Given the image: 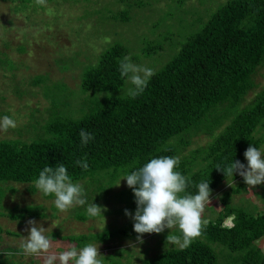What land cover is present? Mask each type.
Returning a JSON list of instances; mask_svg holds the SVG:
<instances>
[{
    "label": "trees",
    "instance_id": "obj_1",
    "mask_svg": "<svg viewBox=\"0 0 264 264\" xmlns=\"http://www.w3.org/2000/svg\"><path fill=\"white\" fill-rule=\"evenodd\" d=\"M177 1L181 4L185 0ZM136 4L143 5L138 0ZM112 13L114 20L127 21L130 17L129 8ZM186 20L188 32L182 39H174L173 31L160 32L154 39L142 38L145 55L163 51L165 41L174 53L160 69L153 71L144 92L136 98L129 91L121 93L128 78H121L119 66L130 51L118 41L100 55L97 64L84 69L83 89L93 94L89 96L88 112L75 118L59 117L51 124L50 135L43 139L29 143L0 140V183L35 184L40 171L61 163L72 181L96 179L97 175H108L105 172L110 170L111 177H126L152 158L164 156L179 158L176 171L188 180L186 192L181 195H195L201 182L209 183L213 191L224 180L237 177L238 172L226 177L216 166L224 167L235 160L244 164L245 151L250 146L259 148L263 140L257 129L264 127V85L255 101L244 107L241 104L256 86L253 75L264 63V0H226L206 20L196 17L181 20L180 24L185 25ZM39 81L37 77L36 82ZM82 129L93 136L86 145L81 143ZM199 132L210 136L207 147L178 156L175 139L187 145L190 141L180 136ZM201 149L203 165L196 167ZM85 157L87 170L75 163ZM98 188L104 194L108 192L103 184ZM227 196L226 191L222 201L225 208L216 219L206 222L202 235L188 248L167 249L146 258L142 264H222L216 246L231 253L225 264H264V251L257 245L264 236V213L232 207L227 204ZM119 198L125 203L119 212L137 209L133 189H126ZM22 213L23 218L40 216L26 209L19 212V218ZM77 216L85 218L82 213ZM228 217H232L233 225L224 224ZM116 234L138 236L134 222L98 236L107 240ZM67 238L82 247L89 236ZM10 251L16 253L21 249ZM10 258L0 251V264H16ZM112 264L120 263L113 260Z\"/></svg>",
    "mask_w": 264,
    "mask_h": 264
},
{
    "label": "rangeland",
    "instance_id": "obj_2",
    "mask_svg": "<svg viewBox=\"0 0 264 264\" xmlns=\"http://www.w3.org/2000/svg\"><path fill=\"white\" fill-rule=\"evenodd\" d=\"M136 1L46 0V6H37L35 0L0 1V119L8 116L16 123L15 128L0 131V140L16 139L29 143L43 139L50 135V126L59 117L75 118L88 112L91 107L89 96L93 94L83 89L84 69L97 64L100 55L113 43L121 41L129 47L127 57L130 56L134 65L152 71L160 69L174 53L173 49L165 41L163 51L145 55L142 38L154 39L160 32L173 31L174 39H182L188 32L189 21L181 25V20L196 17L206 20L226 0H185L181 4L177 0H138L142 2L141 6ZM120 8H129L127 21L111 17L112 12ZM180 32H184L182 36H179ZM37 77L41 81L36 82ZM253 77L256 86L246 95L241 107L255 101L264 85V63ZM130 89L132 84L127 80L121 93ZM257 132L263 139L258 149L264 158V127ZM180 137H186L190 143L185 145L175 139L178 156H186L191 149L205 148L211 142L210 136L204 132ZM201 151L196 167L203 165L204 150ZM247 164L246 160L244 165ZM193 166L196 168L195 164ZM105 173L110 176L100 174L96 179L87 177L72 181L83 187L85 194L82 198L86 203L63 213L55 207V197L44 196L35 184L1 182L0 251L10 255L16 264H44V254L28 256L21 249V243L29 235L25 231L29 220H35L38 227L46 229L44 235L52 243L51 252L58 254L71 247L79 251L92 244L98 248L102 264H112L113 260L120 264H142L148 257L179 247L167 243L168 235L180 236L178 228H166L159 234L145 233L143 243L121 234L101 240L99 234L134 222L125 212H119L125 208L119 195L124 196L129 188L125 176L111 177V170ZM99 184H103L108 192L104 194L98 188ZM226 191L228 205L253 214L264 213V184L252 188L238 175L224 180L211 191L210 202L205 205L202 215L204 221L216 219L225 208L222 201ZM92 204L101 207L100 214L95 217L86 211ZM26 209L40 213V216L23 218L22 213L19 218V212ZM135 212L131 211L133 216ZM78 213L84 214L85 218H79ZM224 224L233 225L232 217L226 218ZM81 234L89 236L82 247L67 238ZM257 245L264 251V236ZM10 248H20L21 252L14 253ZM216 250L220 263L225 264L231 258L228 249L216 246Z\"/></svg>",
    "mask_w": 264,
    "mask_h": 264
},
{
    "label": "clouds",
    "instance_id": "obj_3",
    "mask_svg": "<svg viewBox=\"0 0 264 264\" xmlns=\"http://www.w3.org/2000/svg\"><path fill=\"white\" fill-rule=\"evenodd\" d=\"M37 6H46V0H35ZM106 40L110 38H105ZM119 71L121 78H128L134 89L129 90V95L134 99L142 94L147 87L148 79L154 75L149 68L131 63L129 57H124L120 62ZM110 98V97H109ZM16 123L8 116L0 119V131L15 128ZM81 143L86 145L93 136L84 131L80 132ZM248 161L247 166L234 161L216 169L224 172L226 177L239 173L245 183L252 188L264 184V158L257 147L250 146L244 153ZM75 163L87 170V158L76 160ZM179 165L178 157L164 156L152 158L139 170L127 174L124 179L129 188L133 189L137 209L133 216L130 211L125 214L134 220V231L138 234L137 240L143 243L145 233H161L166 228H178L180 236L168 235L167 243L179 245L183 250L202 235L206 221L202 219L205 205L210 202L211 189L209 183L201 182L197 185L195 195L184 194L188 187V180L176 171ZM120 184V183H119ZM118 184V185H119ZM231 186L230 183H228ZM117 185V186H118ZM35 188L44 196H54V205L60 212H67L76 205L83 206L86 201L84 189L78 183H73L68 175L67 168L61 163L55 168L48 166L39 173L35 180ZM87 214L95 217L100 214L101 207L96 204L89 205ZM45 228L37 226L35 220L27 221L25 231L29 235L21 243L23 254H44V264H102L99 250L96 246L88 244L79 251L71 247L60 253L51 252V241L44 235Z\"/></svg>",
    "mask_w": 264,
    "mask_h": 264
}]
</instances>
